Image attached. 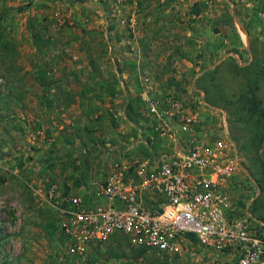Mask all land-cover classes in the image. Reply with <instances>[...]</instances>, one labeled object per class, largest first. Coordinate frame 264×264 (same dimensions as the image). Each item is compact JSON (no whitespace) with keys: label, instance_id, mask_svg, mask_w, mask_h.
Here are the masks:
<instances>
[{"label":"rangeland","instance_id":"1","mask_svg":"<svg viewBox=\"0 0 264 264\" xmlns=\"http://www.w3.org/2000/svg\"><path fill=\"white\" fill-rule=\"evenodd\" d=\"M55 1L0 0V163L4 164L0 166V264H216L227 260L230 248L225 256L219 255L188 238L181 255L142 253L141 246L123 235L91 245L83 255L75 254L65 244L57 213L37 200L33 190L50 182L65 191L82 190L86 184L76 180L78 159L64 154L66 146L83 150L87 141L108 148L115 135L136 126L143 117L150 134L166 139L176 133L173 136L180 139V145L189 143L193 133L183 128L182 115L170 119L150 111L142 96L143 78H138L140 85L133 97L115 103L101 99L102 113L88 118L89 123L85 120L94 133H80L79 138L76 122L66 123L65 118L75 110L69 109L71 102L61 100L68 95L86 99L91 83L98 84L101 96L129 92L124 79L127 65L131 73L152 76L150 92L157 87L154 98H177L182 113L196 114L194 128L212 132L215 142L222 137L237 146L241 167L233 178L243 180L236 181L235 205L245 216L250 213L264 220V143L259 150L251 146L255 124L264 113V0H97L107 2L110 17L92 24L98 33L95 36L91 24L73 20ZM144 2L167 6L164 10L172 14L163 24L174 34L170 46L179 47L180 37L188 33L191 37L194 31L195 49H202L193 55H166L164 61L155 54H139L140 36L148 28L140 20L147 9ZM203 34L210 36L211 47L207 43L204 47ZM179 58L191 62L182 63L193 70L186 85L159 80L155 65L165 64L169 71L174 69L168 74L174 75L179 67L173 64ZM255 69L263 74L251 92L248 70ZM86 102L90 113L91 104ZM168 107L165 102L163 109ZM150 134L145 135L150 138ZM103 153L104 149L96 158L102 159ZM89 155H85L84 166L90 169Z\"/></svg>","mask_w":264,"mask_h":264},{"label":"built area","instance_id":"2","mask_svg":"<svg viewBox=\"0 0 264 264\" xmlns=\"http://www.w3.org/2000/svg\"><path fill=\"white\" fill-rule=\"evenodd\" d=\"M131 25H137L135 18ZM145 99L157 116L182 115L183 128L193 133L197 115L182 113L177 98ZM203 133L202 138L192 134L188 144L172 151L112 161L95 199L65 192L55 183L35 187L34 194L57 213L65 244L75 254L123 235L158 254L181 255L186 233H194L209 251L232 249L227 260L216 264H264V227L257 232L249 215L230 214L228 185L241 167L238 148Z\"/></svg>","mask_w":264,"mask_h":264},{"label":"crops","instance_id":"3","mask_svg":"<svg viewBox=\"0 0 264 264\" xmlns=\"http://www.w3.org/2000/svg\"><path fill=\"white\" fill-rule=\"evenodd\" d=\"M35 3L38 2V0H33ZM54 3L58 4L60 7H64L66 10H68V16L71 17L73 20L74 19H78V21L81 22H88L89 25V29L91 28V33L93 34V36L98 35V33H96V31H94V26H92L93 23H101L102 20H104V17H110L109 11L107 12V10H105V7L108 8V4L105 1L104 3H101L100 1L97 0H89V1H84L81 2L79 0H56ZM112 4V3H111ZM159 5V4H158ZM143 6L145 8H147L145 10V13L142 14V18H140V20L144 21L145 24L148 25V28L146 27L145 32H143V35H141L140 37H142V41L140 42V46L138 47V52L141 55H147V54H155L156 56H160L159 57V61H164V59H166L164 56L166 55H176V54H180V56H185L187 55H193L197 53V50L199 48L198 51H200L202 48L201 46H198L197 49H195V45H194V41H195V37H196V33L193 31V34L191 37L186 34L184 36H181L180 38H182V43L180 42V46L176 47V46H170L169 45V39H172L174 37V34L169 33L168 31L165 30V26H163V24H166L168 22V16L172 17V14H167L168 12L165 11V8L162 7H157V5H150L148 4V2H144ZM176 6V5H175ZM76 8H80L81 10H84L83 13L78 12V10H76ZM110 9V8H109ZM168 9H171L170 7ZM74 11V14H73ZM89 11V13H87ZM171 11H175V10H171ZM164 16L166 18H164ZM170 17V18H171ZM173 22V20L171 21ZM151 23V25H150ZM197 23V22H195ZM199 21H198V25H199ZM150 25V26H149ZM205 27V26H204ZM206 29V28H205ZM210 34V33H209ZM207 37V38H205ZM203 41H204V47L206 48V44H208V46L211 47V43H210V36H205V34H203ZM139 45V44H138ZM154 45V46H152ZM182 63H189L191 64L190 61L184 60V59H178L175 64H173L174 66H178L179 68L177 69L178 71H176V73L173 74H168L170 71L174 70L171 69L169 71V67L166 66L165 64H156V74H157V78L161 81H166L170 84H175V85H181L182 87H184L186 85V80L188 75L191 73V68L188 67H182ZM190 66V65H189ZM212 65H210L211 67ZM145 64H143V69L144 71L146 70ZM138 68V65H137ZM149 68L152 69V67L150 66ZM149 69V70H151ZM115 71H118V69H114ZM187 70V71H186ZM134 71V70H133ZM190 71V72H189ZM142 72V71H141ZM142 74V73H141ZM139 72L137 73V71H134V73L129 70L128 66L126 65L125 69H124V79L126 83L127 87H130L129 92H125L124 95L121 96H106V95H100L99 93V88H98V84L97 83H91L90 85L92 86L90 89V93L91 94H87L86 99L85 96H73V98H70V96H65L64 99H62V102L65 103H69L71 102L72 106L69 109H74V115L69 114L66 118L65 121L66 123H70L73 120L76 122L75 124H73L74 126H76L75 132L77 133V135L80 136V133H83L84 136L86 134V132H93L94 133V129L91 130V126L89 127L88 124L85 123V120L87 121L88 118H91L92 115H97V113H102V108L100 107L101 104H104V102L101 100L103 99L105 102L108 103H115V102H120V101H124L126 98H129L130 96L133 97L132 95H135L133 93H136V90L138 88V85L143 83L144 89L142 96L144 97V101H146V97L150 96L153 97V93H155L157 91V87H154V90L152 93L150 92V87H151V77L149 76H145L143 77V75H141ZM200 74V73H199ZM138 76V77H137ZM138 78L139 81L141 78H143V80H145L147 82V87L144 84L143 80L140 81V84H138ZM154 79V78H153ZM155 80V79H154ZM196 81V76L194 78V80L192 81L193 84ZM147 88V89H146ZM159 93V92H158ZM163 99V98H162ZM83 101H87V104H91V111L90 113L86 110V107L83 103ZM127 101V100H126ZM93 104V105H92ZM89 108V106H88ZM111 111V110H110ZM114 114H113V113ZM65 114V113H64ZM89 114V115H88ZM112 115H116V112L114 110L111 111ZM81 119V122H80ZM88 122V121H87ZM77 123H80L81 125H78ZM89 123V122H88ZM146 120L145 117L142 118V120L139 122V124H137L136 126H131L128 131L124 130L121 131L119 133V135H115L118 137H115L114 143L110 144V146L107 148H103L104 149V153L100 156V158L102 159H98V157L96 158L95 154H99L103 149L101 148V145L99 143L94 144V143H90L85 141L84 142V149L83 150H78L79 148H75L72 150V147L70 148V146H66V152L64 154H72L75 156V158L78 159V165L81 166V170H78L79 166L77 167V178L76 180H78L79 182H83V184H86V186L83 185L82 190L79 191H74L73 189H70L68 191L65 192H71L73 194H79L84 196L85 198L89 199H95V197L97 196L99 189H100V185L101 183L105 180V178L107 177L109 171H110V164L112 161L114 160H122L124 162H133L137 159H142L145 157H149L157 154L159 151H172L177 145H180L179 142V138H174L173 135H176V133L173 135L170 134V137H166V139H163L160 137V135L158 134H150V132L147 131L148 127L146 125ZM63 126H61L62 128ZM97 127V126H96ZM86 128L88 131H86ZM82 130V132H81ZM133 130H136L135 133ZM204 131H200L198 129H194L193 130V134L195 136H197L198 138H202L204 133ZM147 133L150 134V138H152V140L150 138H148ZM66 134V133H65ZM146 134V135H145ZM134 136L136 138V140H138L140 143L131 149H127V147L129 146V144H132V142H134L135 138L132 137ZM68 137V136H67ZM87 138V137H86ZM85 139V137H84ZM163 141H160L162 140ZM81 140V139H80ZM88 140V139H87ZM88 141H94V139L92 140H88ZM117 142H121V143H117ZM127 143V146H125V144ZM79 144V143H77ZM128 150V151H127ZM60 151V150H59ZM87 153H89V158L88 159H92L91 160V167L89 169V167H86V164L84 166V159L87 158L85 157V155ZM63 152H59V155H64ZM4 165V164H3ZM0 163V166H3ZM51 177V176H50ZM242 178H239L236 176V178H233L232 180H230L229 185H228V192L230 195V206H232V209H230V214L234 215V216H245L244 212L241 210V207H236L235 205V186H236V181L240 182ZM243 180V179H242ZM52 183V182H50ZM50 183H47V185H49ZM69 183V182H68ZM73 187V186H71ZM34 193V190H33ZM35 196V194H34ZM36 197V196H35ZM37 199V197H36ZM38 200V199H37ZM246 214V213H245ZM247 215V214H246ZM249 215V221H250V225L251 228L254 229L257 232H260L262 230V228L264 227V220L255 218V217H251V214L248 213ZM202 246V245H200ZM232 249H230L231 252ZM227 251V250H226ZM225 256V251L219 252V255H223ZM224 256H221V258H223Z\"/></svg>","mask_w":264,"mask_h":264},{"label":"trees","instance_id":"4","mask_svg":"<svg viewBox=\"0 0 264 264\" xmlns=\"http://www.w3.org/2000/svg\"><path fill=\"white\" fill-rule=\"evenodd\" d=\"M254 63L255 62L251 63V65H247L246 68L250 69L254 65ZM261 74H263V72H258L257 69L253 71L248 70V75H249V79H248L249 87L248 88L251 92L255 90L257 84L259 83L262 77ZM255 125L257 129L252 136L251 146L253 147L254 150H259L264 143V113L260 114V118ZM185 236L186 238L190 239L193 242H199L197 235L194 233H186ZM141 248H142L141 250L142 253L145 252L146 250H149L146 247H141Z\"/></svg>","mask_w":264,"mask_h":264},{"label":"water","instance_id":"5","mask_svg":"<svg viewBox=\"0 0 264 264\" xmlns=\"http://www.w3.org/2000/svg\"><path fill=\"white\" fill-rule=\"evenodd\" d=\"M237 21H238L239 24H241V22H240V20L238 18H237Z\"/></svg>","mask_w":264,"mask_h":264}]
</instances>
